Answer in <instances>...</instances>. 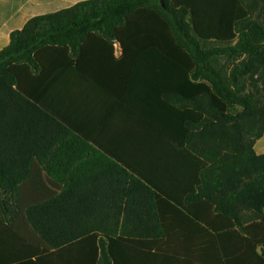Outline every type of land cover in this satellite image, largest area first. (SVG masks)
<instances>
[{"label": "trees", "instance_id": "obj_1", "mask_svg": "<svg viewBox=\"0 0 264 264\" xmlns=\"http://www.w3.org/2000/svg\"><path fill=\"white\" fill-rule=\"evenodd\" d=\"M225 51L228 67L202 64ZM263 133L264 0H83L33 16L0 50V264H125L130 240L90 217L113 198L99 184L172 204L162 227L200 236L188 264H264ZM58 156L77 166L54 172ZM36 163L63 184L51 199L25 188Z\"/></svg>", "mask_w": 264, "mask_h": 264}, {"label": "crops", "instance_id": "obj_2", "mask_svg": "<svg viewBox=\"0 0 264 264\" xmlns=\"http://www.w3.org/2000/svg\"><path fill=\"white\" fill-rule=\"evenodd\" d=\"M79 1L83 0H0V50L9 43L10 33L13 30L22 28L29 18L58 11ZM119 55L115 54L116 57H119ZM177 104L179 103L177 102ZM100 141L107 140L101 139ZM88 143L98 148L90 141ZM253 148L257 154L264 153V133L255 140ZM81 150L83 153L84 150H87V146H84L83 143L81 144ZM73 151L74 148L70 147L67 154L72 155ZM88 153L90 151L87 150ZM57 158L62 160L58 161L55 158L54 172L68 174L77 166V163H74L70 157L58 156ZM63 161L64 164H62ZM81 162L85 165L90 164V157L82 156ZM34 172L35 179L26 183L25 188L27 191L32 190L34 193L39 191L42 196L41 200L51 199L58 195L63 184L50 177L37 163ZM89 187L91 186H83V189ZM98 189L100 191L112 189L114 191L113 198L111 199L110 195L107 198L102 193L94 202L96 212L91 213L90 217H96L99 223H103L106 232L101 235L104 238L106 235H114V237L130 240V242H127L128 247H130L128 250L130 257L126 258L125 264H188L187 261L196 263L197 260L201 259L200 254L195 253L196 250L200 249V246H197L194 242H186V238H196L200 237L199 235L187 234L185 230H178L176 227L165 230L160 224V222L167 223L170 221L167 213L172 210V204L159 200L154 205L134 200L131 197L129 200L124 199L120 202L115 196L114 186L99 184ZM91 200L92 198L82 196L81 205L90 208ZM73 201V198H68L66 206L77 205ZM124 207L127 208V211H124ZM82 217L84 220L88 219V213H83ZM115 224L117 225L115 226ZM57 235L54 231L53 235L50 233L49 236L56 239ZM33 237L36 239V236L33 235ZM213 245L215 250L216 244Z\"/></svg>", "mask_w": 264, "mask_h": 264}, {"label": "rangeland", "instance_id": "obj_3", "mask_svg": "<svg viewBox=\"0 0 264 264\" xmlns=\"http://www.w3.org/2000/svg\"><path fill=\"white\" fill-rule=\"evenodd\" d=\"M216 43L214 42H210L209 44H202L201 46L204 48V49H207L208 47L212 48ZM212 46V47H211ZM223 46V45H221ZM115 52L116 54H120V50L115 48ZM230 53L228 51H225L224 53H212V54H209L207 56V59H205L204 62H202L203 65H205L206 63H209L211 66L213 67H218V64H222L224 65L225 67L229 66L232 62V59L234 58L233 55L230 57L229 55ZM215 58L217 60L218 63H215Z\"/></svg>", "mask_w": 264, "mask_h": 264}, {"label": "built area", "instance_id": "obj_4", "mask_svg": "<svg viewBox=\"0 0 264 264\" xmlns=\"http://www.w3.org/2000/svg\"><path fill=\"white\" fill-rule=\"evenodd\" d=\"M114 46H115L116 49L118 47V49L120 50L119 44L117 42L114 43ZM115 54H116V52H115Z\"/></svg>", "mask_w": 264, "mask_h": 264}]
</instances>
